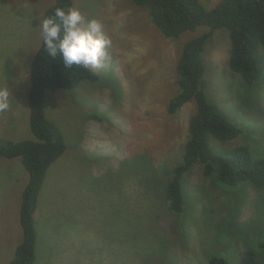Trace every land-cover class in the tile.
<instances>
[{
    "label": "rangeland",
    "instance_id": "obj_1",
    "mask_svg": "<svg viewBox=\"0 0 264 264\" xmlns=\"http://www.w3.org/2000/svg\"><path fill=\"white\" fill-rule=\"evenodd\" d=\"M71 1V8L86 19L101 23L111 44L102 65L89 66L99 77L96 82L44 91L45 115L62 131L66 146L38 195L33 264H206L218 224L232 219L238 223L235 228L246 225L255 243L252 233L264 229V191L248 187L233 203V196L213 191V183L194 167L184 183V219L165 209L162 187L155 194L153 176L164 171L165 178L169 158L182 153L194 109L190 101L172 117L166 105L174 91L180 47L195 33L162 37L131 0ZM51 4L0 0V88L9 91L10 104L0 111V136L14 141L34 138L27 102L29 68L22 67L14 46L23 42L25 56L30 55V47L41 40L39 17ZM228 48L226 32L213 34L203 58L215 68L206 79L221 107L251 130L252 137L239 136L230 145L255 141L264 150V83L259 103L242 105L238 75L226 65ZM140 151L153 155L157 172L151 165L142 167ZM27 180L19 158L0 156V264L12 258L21 240L19 208ZM227 245L219 243L218 250L229 264H262L241 238Z\"/></svg>",
    "mask_w": 264,
    "mask_h": 264
},
{
    "label": "trees",
    "instance_id": "obj_2",
    "mask_svg": "<svg viewBox=\"0 0 264 264\" xmlns=\"http://www.w3.org/2000/svg\"><path fill=\"white\" fill-rule=\"evenodd\" d=\"M131 2L145 10L150 23L164 38L176 39L183 33H195L180 47L174 66V91L166 105L167 113L175 117L186 103H194V109L187 121V135L181 147L182 153L174 155L173 159L169 158L164 166L165 178L162 177L164 171L160 176L157 174V178L153 176L154 190L158 186L163 188L165 209L171 214L181 215L184 219V183L186 175L194 167L199 168L201 175L213 183V191L220 189L222 193L233 196V203L244 197L248 187L264 191L263 146L251 140L252 143L244 140L242 143L230 145V141L239 136L252 137L249 133L251 130L229 116L219 100L213 96L216 89L215 92L213 86L210 89L206 78L212 75L215 66L205 62L203 58L204 49L213 34L226 32L229 41L226 65L233 74L238 75L240 103L248 107L259 103L258 90L264 83V0ZM58 6L71 8L72 1L52 0L43 16L51 15ZM197 28L202 31L196 33ZM28 68L29 129L34 138L14 141L0 136V156L19 158L28 173L19 208L21 240L14 248L12 258L5 264L34 263L37 231L33 214L38 195L49 167L65 151L62 131L45 115L44 91L67 90L77 86L82 80L96 82L99 78L89 67L85 69L73 65L69 68L63 65L59 56L56 59L49 57L42 39ZM89 117L95 116L90 114ZM140 152L142 167L149 168L151 165L150 168L157 172L153 167V155L150 154L151 158ZM223 222L218 224L219 231L213 239L214 250L206 256V264H229L219 253L223 251L221 248L218 250L219 243H228L227 246L231 243L233 246L240 238L247 246H253L252 250L264 264V229L260 230L262 232L252 233L254 238L257 237L254 243L252 236L247 233L246 225L235 228L238 223L233 219ZM246 254L249 255L247 252Z\"/></svg>",
    "mask_w": 264,
    "mask_h": 264
},
{
    "label": "clouds",
    "instance_id": "obj_3",
    "mask_svg": "<svg viewBox=\"0 0 264 264\" xmlns=\"http://www.w3.org/2000/svg\"><path fill=\"white\" fill-rule=\"evenodd\" d=\"M39 27L47 55L52 59L59 56L65 67L98 68L107 57L111 42L101 23L86 19L79 9L58 6L51 15L39 17ZM9 107V91L0 88V111Z\"/></svg>",
    "mask_w": 264,
    "mask_h": 264
},
{
    "label": "crops",
    "instance_id": "obj_4",
    "mask_svg": "<svg viewBox=\"0 0 264 264\" xmlns=\"http://www.w3.org/2000/svg\"><path fill=\"white\" fill-rule=\"evenodd\" d=\"M29 21L32 22V23L35 22L33 18L32 19L29 18ZM34 25H35V23H34ZM15 42H17V37L15 38ZM24 42H26V41H24ZM38 45L39 44L30 47V55H28V57L25 56V50H24V47H23V42L20 43L17 46H14V49L16 51H18L19 54H20V56L18 58V61L20 62V64L22 65V67L24 69L28 68L30 66L31 60H32V58L34 56V53H35ZM64 245H65L64 243H61L59 246L62 247V249H64Z\"/></svg>",
    "mask_w": 264,
    "mask_h": 264
}]
</instances>
